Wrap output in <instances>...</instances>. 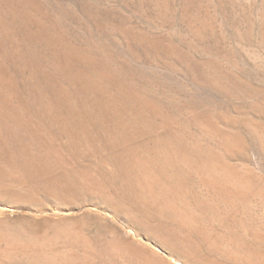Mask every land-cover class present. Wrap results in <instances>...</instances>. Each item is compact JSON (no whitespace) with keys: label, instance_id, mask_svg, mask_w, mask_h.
<instances>
[{"label":"bare ground","instance_id":"obj_1","mask_svg":"<svg viewBox=\"0 0 264 264\" xmlns=\"http://www.w3.org/2000/svg\"><path fill=\"white\" fill-rule=\"evenodd\" d=\"M10 5L0 0V193L19 198L92 194L103 203L106 216L130 219L155 238L121 219L132 240L170 251L163 255L153 249L154 258L142 251V264H264L247 226L222 224L224 239L211 232L216 228L206 222L211 210L192 189L199 183L226 201L247 194L242 178L225 168L221 155L244 146L240 139L223 133L219 151L194 145L163 103L141 95L142 87L87 51L34 28L31 18ZM125 54L131 57L128 50ZM172 73L154 75L173 82ZM174 81L185 89V78ZM35 121L48 129L39 131ZM88 157L99 161L81 165ZM254 239L264 243L260 232Z\"/></svg>","mask_w":264,"mask_h":264},{"label":"rangeland","instance_id":"obj_2","mask_svg":"<svg viewBox=\"0 0 264 264\" xmlns=\"http://www.w3.org/2000/svg\"><path fill=\"white\" fill-rule=\"evenodd\" d=\"M5 2L31 18L34 28L38 25L63 45L117 68L124 79L142 87V96L163 103L173 124L194 145L219 151L223 133L238 137L244 146L221 155L225 168L242 178L247 194L226 201L199 183L192 189L211 210L206 222L216 227L212 233L224 239L223 225L247 226L252 244L264 254V243L254 239L256 232L264 237V0ZM7 64L14 73L11 62ZM160 70L185 78V89L174 79L154 75ZM189 79L202 89L188 84ZM34 125L39 131L48 129L37 121ZM98 161L88 157L81 165L92 167ZM103 208L92 194L19 198L0 193V264H142V251L150 258L154 250L170 252L163 245L132 240L123 227L133 222L119 214L115 221ZM132 225L153 238L143 226Z\"/></svg>","mask_w":264,"mask_h":264}]
</instances>
